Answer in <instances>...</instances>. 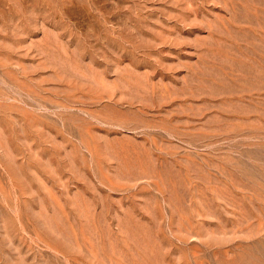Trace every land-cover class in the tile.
Instances as JSON below:
<instances>
[{"label": "rangeland", "instance_id": "374dc122", "mask_svg": "<svg viewBox=\"0 0 264 264\" xmlns=\"http://www.w3.org/2000/svg\"><path fill=\"white\" fill-rule=\"evenodd\" d=\"M253 263L264 0H0V264Z\"/></svg>", "mask_w": 264, "mask_h": 264}, {"label": "bare ground", "instance_id": "6f19581e", "mask_svg": "<svg viewBox=\"0 0 264 264\" xmlns=\"http://www.w3.org/2000/svg\"><path fill=\"white\" fill-rule=\"evenodd\" d=\"M138 5V4H137ZM99 8V7H98ZM250 260V259H249ZM254 264V263H253Z\"/></svg>", "mask_w": 264, "mask_h": 264}]
</instances>
